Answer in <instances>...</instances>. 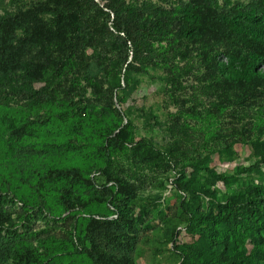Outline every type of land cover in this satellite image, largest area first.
I'll return each instance as SVG.
<instances>
[{
    "label": "trees",
    "instance_id": "16d2710c",
    "mask_svg": "<svg viewBox=\"0 0 264 264\" xmlns=\"http://www.w3.org/2000/svg\"><path fill=\"white\" fill-rule=\"evenodd\" d=\"M176 1L178 8H170ZM0 8V100L11 94L32 103L58 98L68 102V112L58 113L59 118L67 113L81 117L85 111L73 97L90 88L116 120L104 140L106 153L128 150L137 173L143 166L172 163L167 167L175 171L172 184L182 196L190 238L179 242L175 228L168 230L180 264H264V185L250 183L219 194L214 186L227 188L234 176L209 165L214 159L233 160V146L241 142L254 145L255 159L236 171L264 168V123L253 126L257 114L264 119V0L245 7H219L216 0H9ZM136 75L157 79L167 106L192 117L207 114L216 119L214 135L193 137L173 121L162 151L154 150L147 139L129 148L130 109L123 112L114 106L124 105L116 91L130 97L139 86ZM81 81L86 85L74 87ZM139 113L146 125L153 120L160 126L143 106ZM51 119L34 114L23 121L45 125ZM2 134L17 143L26 131L25 125L17 127L12 113L0 109ZM195 138L201 139L206 153L193 144ZM199 171L207 175L205 182L198 180ZM32 172L39 183L55 177L84 178L87 183L103 178L110 202L118 201L112 203L117 219H81L75 253H82L88 264H134L135 224L121 206L137 194L110 170L109 159L91 165L85 175L77 168ZM52 189L60 194L65 211L84 207L80 199L69 198L67 189ZM199 198L208 199L219 214L199 211L193 204ZM9 223L10 215L0 211V227ZM50 259L0 237V264H54L46 263Z\"/></svg>",
    "mask_w": 264,
    "mask_h": 264
},
{
    "label": "rangeland",
    "instance_id": "374dc122",
    "mask_svg": "<svg viewBox=\"0 0 264 264\" xmlns=\"http://www.w3.org/2000/svg\"><path fill=\"white\" fill-rule=\"evenodd\" d=\"M253 1L216 0L219 7L234 4L245 7L252 5ZM8 2L9 0H0V6H6ZM178 6L177 1L169 5L173 9ZM156 46L163 44L156 43ZM150 73L155 77L158 75L157 72ZM17 75H20L19 72ZM134 79L139 80V86L130 97L116 91V95L124 102L122 108L113 99L115 108L122 109L123 112L127 107L130 109L128 117L132 126L129 129V140L132 145L129 148L140 140L147 139L154 150L162 151L168 141L167 128H171L173 121L188 130L189 135L192 133L193 137L196 133L202 138L214 135L219 125L216 119L207 114L192 117L180 112L177 107L167 106L160 94L161 85L157 79L146 75H136ZM85 85V81L78 85L74 83L77 88ZM3 95L6 96L5 93ZM78 100L85 111L84 115L75 117L67 113L63 118H59L58 113L68 112V102H61L58 98L36 99L32 103L20 94H11L0 100V109L12 113L17 127L25 125L26 131L25 136L17 143H13L8 134L0 135V211L10 215V223L0 227L3 242L16 244L18 247L30 246L41 258H51L46 263L88 264L82 253H75L76 235L82 230L81 219L104 216L108 220H115L117 215L112 213V203L116 205L118 201L110 202L109 193L102 188L105 182L101 177L90 183L84 178L68 177H55L39 183L32 178L36 177L32 171L36 169L45 175L48 168H77L85 175L91 165H103L104 160L109 159L110 170L132 184L137 194L133 201H126L121 206L132 216L135 224L136 245L132 251L134 264H180L177 253L172 251L168 230L175 228L179 242H188L190 238L185 229L187 222L181 207L182 196L172 184L175 171L167 167L172 163L163 161V165L150 164L143 166L137 173L129 162L130 158H127L130 155L128 150L106 153L103 148L104 140L116 120L111 113H107L99 96L94 95L90 88L86 87L80 98L73 97V101ZM141 106L145 111L153 113L160 126L153 120L150 125L145 124L139 113ZM34 114L49 115L52 119L45 125H26L23 119ZM257 115L253 126L261 127L264 119ZM125 123L124 120L122 125ZM117 132L118 130L113 135ZM260 139L262 141L264 136ZM193 144L199 146L201 153H206L201 139H193ZM233 152L234 158L229 162L219 163L214 159L209 163L217 171L234 176L227 188L216 184L214 187L217 192L221 194L250 183L264 185V168L259 172L236 171L237 166L247 167L254 161V145L240 142L233 146ZM197 178L205 182L207 175L199 171ZM52 187L67 189L70 192L69 198L80 199L84 202V207L65 211L60 203V194ZM106 187L109 188L107 185ZM193 204L199 211L212 212L214 216L219 214L216 206L211 205L208 199L199 198Z\"/></svg>",
    "mask_w": 264,
    "mask_h": 264
}]
</instances>
